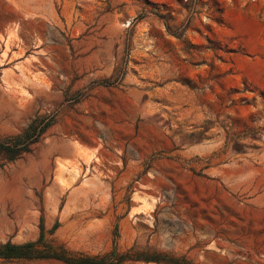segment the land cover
<instances>
[{
	"label": "rangeland",
	"instance_id": "1",
	"mask_svg": "<svg viewBox=\"0 0 264 264\" xmlns=\"http://www.w3.org/2000/svg\"><path fill=\"white\" fill-rule=\"evenodd\" d=\"M10 1L0 264H264V0Z\"/></svg>",
	"mask_w": 264,
	"mask_h": 264
},
{
	"label": "bare ground",
	"instance_id": "2",
	"mask_svg": "<svg viewBox=\"0 0 264 264\" xmlns=\"http://www.w3.org/2000/svg\"><path fill=\"white\" fill-rule=\"evenodd\" d=\"M12 1V0H11ZM10 1V2H11ZM30 0H23L22 2H21V4L19 5L20 6V12H21V14H22V16L21 17H24V18H27V16H29L31 13H30V11L32 10V9H30V7H29V2ZM14 3H16L15 1H14ZM13 3V4H14ZM31 3V2H30ZM19 4V3H18ZM15 5V4H14ZM17 5V4H16ZM16 5H15V7H16ZM30 5H32V4H30ZM12 6V5H11ZM18 6V5H17ZM13 8V7H12ZM17 8V7H16ZM15 10V9H14ZM18 10V9H17ZM19 11V10H18ZM21 14H19V15H21ZM17 15V14H16ZM30 18V17H29ZM16 19V18H15ZM18 19H20L19 17H18ZM17 19V20H18ZM23 19V18H22ZM24 20V19H23ZM11 22H12V20H11ZM16 22V21H15ZM8 24V23H7ZM6 24V25H7ZM17 25H18V21H17V23H16ZM15 24H10L9 25V27H8V31L9 32H11V31H13V30H15V28L17 27V25L16 26H14ZM7 27V26H6ZM5 29H7V28H5ZM7 31V32H8ZM8 34V33H7ZM5 36V35H4ZM3 35H2V37H4ZM1 38V37H0ZM7 39V38H6ZM4 40V39H3ZM1 41V40H0ZM6 43V42H5ZM4 43V44H5ZM1 46H3V44L1 45L0 44V49H1ZM13 46H15V40L13 39V37L11 36V38L9 37V39L7 40V43H6V48H5V52H4V54L2 55V57H3V59L4 60H9L10 62L11 61H14V60H20V59H22L23 60V58H24V56H25V53H27L26 52V49L27 48H20L19 49V51L18 52H13ZM29 61H30V59H29ZM32 61H30V63H31ZM29 65H31V64H29V62L27 61V62H22L21 64H18V65H16L15 66V71H16V69H18L19 71L21 70V75H20V73L19 74H17L15 71H13V72H11L9 75H8V77H9V80H10V82H12L13 84H18L19 85V89L21 90V92H26V90H25V87H24V85H25V82H26V80L27 79H29V76H28V74L26 73V71H27V68L26 67H28L29 68ZM33 67H34V65H33ZM26 68V69H25ZM35 68V67H34ZM37 69V68H36ZM29 70H33V69H29ZM35 70V69H34ZM18 72V71H17ZM28 72V71H27ZM31 72H33L34 73V71H31ZM32 73V74H33ZM31 77V76H30ZM31 78H35V77H31ZM36 80V79H35ZM33 81V80H32ZM31 81V82H32ZM30 82V83H31ZM28 83H29V81H28ZM29 83V85H31ZM33 83V82H32ZM34 83H35V81H34ZM27 85V84H26ZM33 85V84H32ZM28 86V85H27ZM26 86V87H27ZM28 89V88H27Z\"/></svg>",
	"mask_w": 264,
	"mask_h": 264
}]
</instances>
